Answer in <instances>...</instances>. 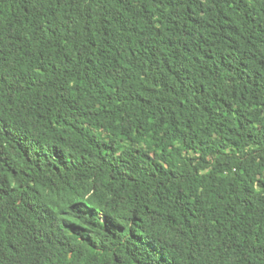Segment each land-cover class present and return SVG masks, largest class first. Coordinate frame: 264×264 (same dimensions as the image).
Listing matches in <instances>:
<instances>
[{"label":"trees","instance_id":"obj_1","mask_svg":"<svg viewBox=\"0 0 264 264\" xmlns=\"http://www.w3.org/2000/svg\"><path fill=\"white\" fill-rule=\"evenodd\" d=\"M0 264H264V0H0Z\"/></svg>","mask_w":264,"mask_h":264}]
</instances>
